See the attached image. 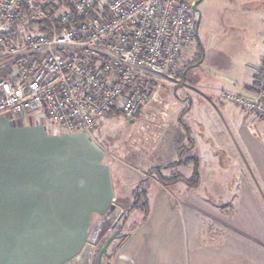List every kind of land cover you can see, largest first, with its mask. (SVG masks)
I'll list each match as a JSON object with an SVG mask.
<instances>
[{
  "label": "crops",
  "instance_id": "0c3cea01",
  "mask_svg": "<svg viewBox=\"0 0 264 264\" xmlns=\"http://www.w3.org/2000/svg\"><path fill=\"white\" fill-rule=\"evenodd\" d=\"M197 1L182 80H160L177 83L175 110L156 115L171 129L146 127L118 162L39 113L0 115V264H62L97 242L112 205L142 214L135 199L147 216L103 264H264V128L220 100L248 92L263 63L264 0Z\"/></svg>",
  "mask_w": 264,
  "mask_h": 264
},
{
  "label": "built area",
  "instance_id": "2783aa9c",
  "mask_svg": "<svg viewBox=\"0 0 264 264\" xmlns=\"http://www.w3.org/2000/svg\"><path fill=\"white\" fill-rule=\"evenodd\" d=\"M195 2L69 0L51 13L37 0H0V31L23 15L31 24L10 39L0 34V115L39 113L88 136L113 109L134 118L155 81L176 74L194 38ZM94 7L90 18L74 22ZM220 100L264 128V60L248 92L223 91Z\"/></svg>",
  "mask_w": 264,
  "mask_h": 264
},
{
  "label": "rangeland",
  "instance_id": "374dc122",
  "mask_svg": "<svg viewBox=\"0 0 264 264\" xmlns=\"http://www.w3.org/2000/svg\"><path fill=\"white\" fill-rule=\"evenodd\" d=\"M66 1H69V0H66ZM55 4L59 5L58 9H62V7L64 6V3H55ZM183 65L184 66L187 65V59L183 60L181 64L182 68H183ZM176 71L177 72L173 77L172 76H169V77L171 78V81L177 80L179 82L180 81L179 76L181 74L179 72V64H178ZM169 77H165V79L168 78L167 80H170ZM161 79L163 78H159L155 81L154 86L152 87V90H151L153 91L152 94L150 93L149 97L143 103L139 114H137L134 118L130 120L124 119L121 112L118 109H115V110H118L119 114L114 113L110 116L106 115L99 122H97L99 123L98 129L96 131L94 130L91 136H89L94 140V142L101 149H103V151L105 150L107 155L110 156V158L113 159L114 162H118V159H119L116 150L119 151V149L126 148L128 146L129 147L131 146L132 148H134V146H136L137 148L139 147L141 148L140 144H145L147 140V136H145L146 127L147 128L155 127L161 130L171 129V127H169L170 123L169 121H167V119L159 120V118L156 115H163V114L166 115L175 110V106H174L175 104H173L174 103L173 102L174 93H176L178 88H175L177 86V83L175 82L173 83L171 81H166V80L165 82H163V81H160ZM153 114L155 116H153ZM129 122H132V123H129ZM127 169L132 171L135 168L130 169L128 167ZM126 174H127L126 179L132 176L129 171H127ZM137 176L139 178L141 177L140 175H137ZM149 176L150 175H148L147 178H149ZM129 179H128V182H131V184L133 183L132 185L133 187L134 183L136 182V179H135V182ZM115 181H116V176H115ZM115 185H116V182H115ZM141 204L143 205L144 203H141ZM114 206H115V211L113 213V218L110 219L106 223V225L108 226L105 227L104 232L102 233V236L98 237L97 239L96 237L91 239V241H94V242L95 240H97L96 249L98 248L97 246L98 244H101L103 240L107 239V237H109L115 231V229H113L114 226L116 227L122 226V228H120L121 232L117 234L118 237L115 239L118 241L120 240L122 233L127 232V230H129V228L132 227L131 223L134 220L140 219L142 217V214H143L142 210L140 211L142 214L138 213L135 216L133 215L131 216V214L126 212L125 209H122L121 206H118V207L116 205ZM114 245L115 244L111 243L107 250V254H109L110 257H111V254H110L111 251L116 249ZM94 255H96V252L94 253ZM102 259L109 260L110 258L107 259L106 257H102L101 260ZM93 261H95V258L93 259ZM101 262H104V261H101Z\"/></svg>",
  "mask_w": 264,
  "mask_h": 264
},
{
  "label": "trees",
  "instance_id": "16d2710c",
  "mask_svg": "<svg viewBox=\"0 0 264 264\" xmlns=\"http://www.w3.org/2000/svg\"><path fill=\"white\" fill-rule=\"evenodd\" d=\"M62 1V0H61ZM37 4H39V5H41L42 7H43V9H45V10H47V11H49V12H51V13H54V12H56L57 10H58V8H59V5H57V4H55V3H39L38 1H37ZM68 7V4H66V3H64V6H63V8H67ZM94 9H96L95 7L93 8V9H91V10H89L88 12H86V14L83 16V17H81L80 19H75L74 20V22H77V21H79V20H81V19H86V18H90L91 17V15H92V13H93V11H94ZM25 22H27V24H28V26L30 25L31 26V24L30 23H28V21H27V18H26V15H23L22 17H21V19H19L18 21H16L13 25H11L10 27H8L5 31H0V34L1 35H3L4 37H5V39H10L11 37H14L15 35H16V33L17 32H19L20 31V27L21 26H24V23ZM27 26V25H26ZM43 29L44 28H42V27H40V26H38L37 27V30L38 31H43ZM193 66V65H192ZM181 73V72H180ZM0 75H3V73L2 72H0ZM181 75V74H180ZM180 77V81L182 80V77L181 76H179ZM110 113H116V114H119V112H118V110H115V109H113V110H111L107 115H109ZM154 172H156V171H154ZM154 172H151L155 177V179L158 181V182H160L162 185H166V183L158 176V174L157 173H154ZM140 202H137V200L135 199V201H134V205L130 208L131 210L133 209V208H137V209H139V210H142V212H143V219L144 218H146V216H147V205H146V203H145V201L144 200H142V203H144L143 205L140 203ZM125 211H126V209H125ZM121 227V226H120ZM120 227H116L115 228V231H117V233L119 232V228ZM105 240H103V242H104ZM103 242L101 243V244H98L97 246H98V248L97 249H99L100 247H101V245L103 244ZM102 261V260H101ZM101 263H103V262H101Z\"/></svg>",
  "mask_w": 264,
  "mask_h": 264
},
{
  "label": "water",
  "instance_id": "95a60500",
  "mask_svg": "<svg viewBox=\"0 0 264 264\" xmlns=\"http://www.w3.org/2000/svg\"><path fill=\"white\" fill-rule=\"evenodd\" d=\"M200 1H196L193 10L198 14L197 5ZM115 211V206L112 205L107 214V221L113 218V213ZM114 226V225H113ZM117 231H114L101 245L99 249H95V245L91 243H86L83 248L79 251V253L71 258L70 260L62 263V264H91L93 255H95V264H101V258L106 257L107 259L110 258V255L107 254V250L110 244L118 237Z\"/></svg>",
  "mask_w": 264,
  "mask_h": 264
},
{
  "label": "flooded vegetation",
  "instance_id": "af4514ba",
  "mask_svg": "<svg viewBox=\"0 0 264 264\" xmlns=\"http://www.w3.org/2000/svg\"><path fill=\"white\" fill-rule=\"evenodd\" d=\"M115 228H116V226H114V228H113V229H115ZM96 244H97V243H94V245H95V249H96ZM96 250H97V249H96ZM94 264H95V263H94Z\"/></svg>",
  "mask_w": 264,
  "mask_h": 264
}]
</instances>
